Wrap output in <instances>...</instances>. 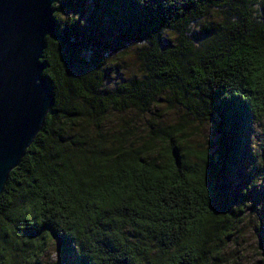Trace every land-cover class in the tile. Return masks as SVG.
Instances as JSON below:
<instances>
[{
	"label": "trees",
	"instance_id": "trees-1",
	"mask_svg": "<svg viewBox=\"0 0 264 264\" xmlns=\"http://www.w3.org/2000/svg\"><path fill=\"white\" fill-rule=\"evenodd\" d=\"M54 9L60 39L42 60L54 104L0 196V264L49 250L59 264H234L243 215L264 220V0ZM194 120L212 138L194 143Z\"/></svg>",
	"mask_w": 264,
	"mask_h": 264
},
{
	"label": "water",
	"instance_id": "water-1",
	"mask_svg": "<svg viewBox=\"0 0 264 264\" xmlns=\"http://www.w3.org/2000/svg\"><path fill=\"white\" fill-rule=\"evenodd\" d=\"M57 0H0V196L41 133L54 104L42 61L60 39Z\"/></svg>",
	"mask_w": 264,
	"mask_h": 264
},
{
	"label": "rangeland",
	"instance_id": "rangeland-1",
	"mask_svg": "<svg viewBox=\"0 0 264 264\" xmlns=\"http://www.w3.org/2000/svg\"><path fill=\"white\" fill-rule=\"evenodd\" d=\"M62 20H66L65 16L61 15ZM134 57L132 59H127L123 63H120V72L118 70V75L115 76L117 80L122 79L123 77H127L130 74H134L137 71V68L134 65ZM183 114L180 110H175L173 112H165L163 118L165 121L172 122L175 118H179ZM192 134L194 143L203 142L201 138H212V127L205 125L200 121L194 120L192 123ZM208 127V128H207ZM254 149L257 153L261 152V148L264 146V120L261 121L256 126V131L254 134ZM260 158H257L256 165L259 164ZM244 217L240 221V231L237 234V239H239L240 245H235L230 249L228 256L231 259L235 260L234 264H258L261 257L262 252V242L260 237V232L258 231V224L264 223V220L260 221L259 215L252 213L251 211H247ZM50 251V252H49ZM45 255L40 259L39 264H59V257L57 256L54 250H49ZM230 260V259H229ZM231 264V263H230Z\"/></svg>",
	"mask_w": 264,
	"mask_h": 264
}]
</instances>
